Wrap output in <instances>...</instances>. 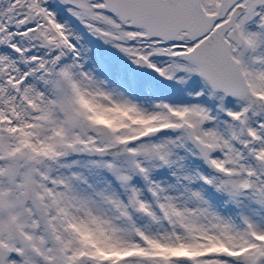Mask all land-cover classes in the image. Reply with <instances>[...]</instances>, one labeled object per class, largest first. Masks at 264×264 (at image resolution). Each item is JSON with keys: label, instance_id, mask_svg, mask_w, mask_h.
<instances>
[{"label": "snow or ice", "instance_id": "obj_1", "mask_svg": "<svg viewBox=\"0 0 264 264\" xmlns=\"http://www.w3.org/2000/svg\"><path fill=\"white\" fill-rule=\"evenodd\" d=\"M0 264H264V0H0Z\"/></svg>", "mask_w": 264, "mask_h": 264}]
</instances>
